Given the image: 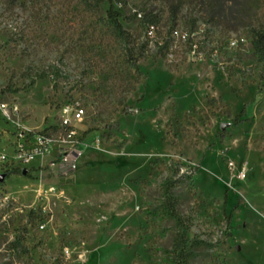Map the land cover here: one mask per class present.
Segmentation results:
<instances>
[{
    "label": "rangeland",
    "instance_id": "obj_1",
    "mask_svg": "<svg viewBox=\"0 0 264 264\" xmlns=\"http://www.w3.org/2000/svg\"><path fill=\"white\" fill-rule=\"evenodd\" d=\"M151 1L41 0L37 21L11 19L0 0V103L32 132L66 106L85 110L74 136L29 164L0 111V264H171L169 226L148 208L172 163L199 162L181 206L187 238L212 244L204 264H264V82L247 27L203 23L197 53L176 38L167 58L152 45L135 62L107 12L144 36L137 14L163 10ZM257 13L264 27V0ZM15 168L32 178L7 176Z\"/></svg>",
    "mask_w": 264,
    "mask_h": 264
},
{
    "label": "trees",
    "instance_id": "obj_2",
    "mask_svg": "<svg viewBox=\"0 0 264 264\" xmlns=\"http://www.w3.org/2000/svg\"><path fill=\"white\" fill-rule=\"evenodd\" d=\"M84 1L87 5L93 6L100 5L106 0ZM154 1L158 2L163 10L146 9L145 15L141 17L146 27L144 36H134L127 32L120 22L122 13L113 6L107 12L108 20L118 35L136 50V56H132L135 62L143 58L148 51L146 48L152 45L157 50V56L167 58L174 47L176 38L185 42L187 54L194 51L197 53L198 49L196 50L194 47L195 39L203 23H210L222 29L229 28L230 31H237L246 26L256 57L262 64L260 80L264 82V27L261 25L257 13L260 8V0ZM3 2L5 12L11 19L16 16L18 9L30 12L37 21H40L44 14L38 6L41 0H3ZM152 27L153 35L150 34ZM181 27L184 29L183 31L179 30ZM176 32L179 36L175 35ZM244 116L245 108L235 117L234 121L239 122ZM49 130L50 128H46L42 132H33L32 134L44 133ZM200 167L199 162L193 170L184 171L179 164L172 163L168 175L160 184L158 198L148 208V215L162 218L169 226L172 235L171 248L168 250L171 264H204L212 251L211 243L197 237L192 240L187 238L189 223L181 209V206L192 198L191 177L193 172L198 171ZM30 171L25 176L31 177ZM12 173L22 175L23 169L9 170L7 176ZM30 214H34L33 210L30 211ZM228 222L230 224V217Z\"/></svg>",
    "mask_w": 264,
    "mask_h": 264
},
{
    "label": "built area",
    "instance_id": "obj_3",
    "mask_svg": "<svg viewBox=\"0 0 264 264\" xmlns=\"http://www.w3.org/2000/svg\"><path fill=\"white\" fill-rule=\"evenodd\" d=\"M141 17L142 14L139 13L138 18ZM150 34H154L153 29H151ZM175 35L179 36L177 32ZM0 111L8 122L16 126L13 157L25 164L33 162L36 156L45 155L49 151L50 146L55 144L57 136H60V138H63V135L67 137L74 136L77 124L83 120L85 115V110L80 105L74 107L66 106L62 109L59 124L54 126L57 129L53 128L48 132L32 134V131L24 130L25 127L20 121L22 110L17 104L1 102Z\"/></svg>",
    "mask_w": 264,
    "mask_h": 264
},
{
    "label": "water",
    "instance_id": "obj_4",
    "mask_svg": "<svg viewBox=\"0 0 264 264\" xmlns=\"http://www.w3.org/2000/svg\"><path fill=\"white\" fill-rule=\"evenodd\" d=\"M229 125H230L229 123H222L221 124V129L222 130H225ZM27 172H28V170L27 169H24L23 170V175H26ZM5 178H6V175L5 174H0V182L4 181Z\"/></svg>",
    "mask_w": 264,
    "mask_h": 264
},
{
    "label": "bare ground",
    "instance_id": "obj_5",
    "mask_svg": "<svg viewBox=\"0 0 264 264\" xmlns=\"http://www.w3.org/2000/svg\"><path fill=\"white\" fill-rule=\"evenodd\" d=\"M152 29H153V27H152Z\"/></svg>",
    "mask_w": 264,
    "mask_h": 264
}]
</instances>
